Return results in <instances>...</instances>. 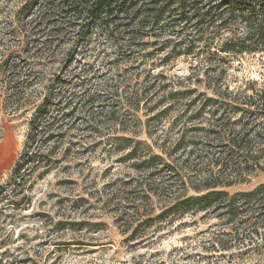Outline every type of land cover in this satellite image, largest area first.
<instances>
[{
  "label": "rangeland",
  "instance_id": "obj_1",
  "mask_svg": "<svg viewBox=\"0 0 264 264\" xmlns=\"http://www.w3.org/2000/svg\"><path fill=\"white\" fill-rule=\"evenodd\" d=\"M228 1L234 4L238 16L246 14L249 5L264 8V0ZM27 2L29 0H0V51L11 48V52H7V61H24L22 73H42L40 79L31 81L27 89V95L35 103L43 100L44 86L48 81L55 83L59 79L67 81L62 88L66 95L62 101L72 98L74 102L70 110H64L72 115L62 118L66 135L59 139V147L52 156L53 163L48 168L43 164L38 168L31 164L35 151L29 147L25 153L29 120L34 110L18 109L15 101L3 108L0 101V264H264L263 230L255 244H233L224 251L218 241L227 238L232 226L219 213L188 208L169 210L171 203L182 194V190H177L179 184L170 192L171 200L163 198L160 193L153 195L147 191V175L150 173L147 156L153 152L168 160L159 148L149 149L147 145L155 141L160 145L166 136H171L172 142L178 139L184 131V120L176 123L175 111L148 132L147 97L144 100L146 104L143 103L139 111L126 112L128 96H125L121 106L118 105L119 115L128 120L126 125L114 128L103 125L87 131L86 114L81 106L84 96L96 91L104 94L105 80H112L110 86L115 87L121 83L125 86L121 91L128 87L124 93L136 89L142 93L145 91L147 95L148 72L164 73L171 80L185 82H176L177 88L167 89V93L175 91L181 94V97L169 100L182 101L178 114L197 113L204 101H216L212 109L207 108L203 116L187 124L201 131L209 127L203 118L216 123L229 103L246 108L232 101H264V98L259 99L264 90V47L259 46L241 55L223 54L226 71L208 75L205 72L208 68H216L217 59L206 63L201 56L205 55L202 44L195 56L178 57L166 66L160 65L171 52L170 46L159 55L144 59L137 56L136 60L132 59L133 63H129L128 50L116 53V48L102 31L100 38L95 40L97 44L86 47L75 46V40H72L66 45L55 42L48 51L43 45H28L24 52L25 49L19 45L24 35L30 38L34 35L35 39L43 40L42 33H31L35 25L30 23L38 15L40 7L38 5L24 16L21 12ZM24 24L27 26L22 33L20 30ZM220 24L217 21L207 36L214 40L211 47L215 52L225 39L245 32V23L240 20L229 21L223 30L218 29ZM181 28L178 26L175 33ZM164 32L158 47L177 38L170 36L168 31ZM154 41L148 37L144 43L153 44ZM142 47L143 55L155 53L150 46ZM14 51H21L22 58H18ZM113 57L119 58L118 70L116 64H107ZM137 59L144 66L138 67ZM220 74H223L222 81L218 79ZM117 76L121 77L120 82ZM10 79L15 80V75ZM110 90L108 88L106 94H110ZM74 91L81 97L71 96ZM225 92L230 94L229 98L219 97V93ZM108 99L106 104L117 103ZM191 101H195L194 105L188 109ZM221 106L222 111L214 118L212 111ZM250 110L256 112V119L251 114H233L230 126L241 130L245 122L250 121L252 133L262 129L264 113L254 108ZM60 114L58 119L61 120L63 113ZM202 134L192 135L198 144L203 141ZM121 139L128 141L123 150L119 148ZM33 146L37 147V143ZM133 148H136L135 154L125 159ZM181 154L173 152V157ZM256 171L245 183L226 189L227 193L239 196L264 185V157L261 169ZM168 174L165 170L150 180L160 184L165 182L163 186L174 183V179L166 181L171 176ZM192 195L193 192H189V196Z\"/></svg>",
  "mask_w": 264,
  "mask_h": 264
},
{
  "label": "trees",
  "instance_id": "obj_2",
  "mask_svg": "<svg viewBox=\"0 0 264 264\" xmlns=\"http://www.w3.org/2000/svg\"><path fill=\"white\" fill-rule=\"evenodd\" d=\"M38 5L39 13L34 20L30 21L35 25L32 30L34 32L31 33H42L43 40L35 39L34 35H32L33 38L24 35L21 37L24 40L19 41L21 48L25 49L24 52L27 51L28 45H43V48L48 51L55 42L66 45L72 40H75V46L86 47L93 43L97 44L95 40L100 38L99 33L102 31L116 48V53H126L128 50L127 61L129 63H133L132 59L136 60L137 56L144 59L152 55H159L171 47V52L160 65L166 66L178 57L195 56L202 44L205 55L201 54V56L205 58L206 63H213V60L217 59L216 68H208L205 72V75H208L211 72L226 71V67H224L226 63L221 55H241L252 52L259 46L264 47V8L257 9L249 5L247 13L238 16L234 4L228 0H29L21 13L27 16ZM232 20L244 22L245 32L242 35L236 33L233 37L225 39L216 52L212 51L211 46L214 40L207 37L208 33L214 29L217 21L221 23L218 29L223 30ZM26 26L24 24L20 30L22 33ZM178 26L182 28L178 33H175ZM164 30L168 31L170 36L177 38L175 41H165L158 47L165 33ZM26 34L30 33L26 31ZM148 37L154 38L153 44L144 43L145 38ZM142 46L154 48L155 53L143 55L141 48L144 47ZM10 49L0 51V56L2 55L0 61L1 107L5 108L11 101H15L14 104L18 109L31 108L34 110L29 120L25 153L31 147L36 153L35 157L31 159V164L37 167L39 165L41 167L43 164L48 168L53 163L52 156L59 147V139L66 135V131H63L64 121L62 118L67 119L72 115L64 110H70L74 101L72 98L70 101H62L64 96L66 97L62 88L67 84V81L59 79L55 80V83L48 81V84L44 86L43 100L40 103H35L27 95V89L31 81L40 79L42 73L40 71L22 73L24 61L19 60L18 63L7 61L9 59L7 52H11ZM13 53L18 58H22L21 51ZM118 59L116 57L109 58L110 61L107 64H116L118 70ZM137 62L138 67L144 66V63L139 59ZM152 65L155 66V63L153 62ZM36 66L38 65L36 64ZM11 75H15L16 79H10ZM222 75L218 76L220 81H222ZM117 77L120 82L121 77ZM147 77V95L145 91L142 93L136 89L124 93L128 87L121 91L125 86L121 83L116 87L110 86L112 80H105L102 90L104 94L96 91L86 96L83 95L84 101L81 106L84 107L86 114L84 121L88 124L85 130L92 131L93 128L103 125L106 127L110 125L112 128L126 125L128 120L124 115H119L118 105L119 103L121 106V100L125 96H128L126 97V104H128L126 112L139 111L140 106L143 103L146 104L144 100L147 97L148 132L152 126L161 123L164 118L171 116L175 111L176 123L184 120V131L178 139L172 142L171 136H166L162 138L160 145L156 141L147 145L149 149L159 148L161 153L168 158L165 161V157L162 158L153 152L147 156V169L150 170L147 175V191L153 195L160 193L163 198L167 197L166 199L171 200L173 197L170 192L174 188L176 189L179 184L177 190H182V194L171 203L173 205L169 210L188 208L196 211L212 210L219 213L220 217L229 226H232L227 238L218 241L220 249L224 251L229 250L231 246H234L233 244H255L260 240L261 230L264 235V185L239 196H230L226 189L245 183L249 176L257 172V169H261V160L264 157V127L252 133L253 127L249 125L251 122L246 121L241 130H237L233 125L230 126V120L234 117L233 114H243L242 116L251 114L256 119V112L251 111L250 108L264 113V101H242V103L232 101L245 106V109L235 107L232 103L226 105L227 109H223L221 106L216 111H212V116L215 118L218 112H221L222 109L225 110L216 123H211V119L203 118L209 127L199 131L187 124L203 116L207 108L212 109V106L216 105V101H204L200 111L197 113L191 111L189 115L182 116L178 114V107L182 101H169L175 97H181V94L175 91L167 93V89L177 88L176 82L178 84L185 82L180 79L171 80L164 73L148 72ZM70 81L72 82V80ZM75 87L82 88L80 85H75ZM108 88L109 90L113 89L110 90V94H106ZM9 92H11L10 95ZM228 95L230 94L227 92L219 93V97L222 99L229 98ZM71 96L81 97L77 95L76 91ZM108 97L117 103L106 104ZM263 98L264 90L259 99ZM108 100L110 101V99ZM194 102L191 101L188 109L193 107ZM121 110L123 111V109ZM60 113H63L61 120L58 119ZM188 132H193L194 137L203 132L202 143L198 144ZM149 135L151 134L149 133ZM127 142V139H121L120 150L127 147ZM36 143L37 147H34L33 144ZM135 149L133 148V152L125 159L131 158L135 154ZM41 150L42 153H40ZM187 150H189L188 153ZM177 151L182 154L179 157H173V152ZM165 170H168L170 173L168 175H171L166 181L174 179V183H167L163 186L165 182L160 184L155 180H150ZM159 187H161L160 190ZM189 192H193L194 195L189 196Z\"/></svg>",
  "mask_w": 264,
  "mask_h": 264
}]
</instances>
